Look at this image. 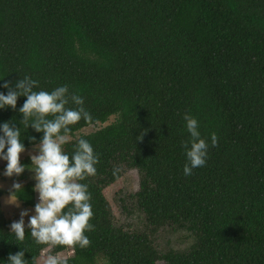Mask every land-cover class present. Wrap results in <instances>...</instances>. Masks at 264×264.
Wrapping results in <instances>:
<instances>
[{"label": "trees", "instance_id": "1", "mask_svg": "<svg viewBox=\"0 0 264 264\" xmlns=\"http://www.w3.org/2000/svg\"><path fill=\"white\" fill-rule=\"evenodd\" d=\"M25 74L33 90L68 84L84 97L92 120L70 125L64 150L83 137L99 153L79 181L95 228L85 248L36 244L27 228L16 241L0 189V264L20 249L41 264L49 246L74 250L68 264H264V0H0V84ZM25 99L0 109V122L20 127L27 149L42 133L20 123ZM185 112L209 144L218 137L190 176ZM131 170L139 186L121 197L119 220L104 190ZM33 184L12 195L34 206ZM178 233L184 249L171 244Z\"/></svg>", "mask_w": 264, "mask_h": 264}, {"label": "clouds", "instance_id": "2", "mask_svg": "<svg viewBox=\"0 0 264 264\" xmlns=\"http://www.w3.org/2000/svg\"><path fill=\"white\" fill-rule=\"evenodd\" d=\"M38 83L25 74L14 86L8 81L0 84V88L7 89V92L0 91V109L6 106L15 109L17 98L24 95L26 99L18 109L23 114L20 123L26 128L31 125L36 132L42 133L39 142L34 145L36 151L30 153V168L35 181L33 190L38 193L37 202L31 210L21 209L19 219L10 223L9 231L14 233L16 241L24 240L27 228L36 244L78 245L85 248L90 244L85 233L95 228L90 223L94 213L88 184L79 181L95 174L99 153L94 152L90 141L83 137L76 141L71 154L64 150L63 145L71 138L70 125L81 119L90 122L92 116L84 106V97L76 91H70L68 84L56 86L51 91L33 90ZM183 120L188 133L187 139L182 141L185 155L183 174L190 176L193 169L206 164L209 146H216L218 137L215 131L211 132L209 144V139L201 134L198 119L190 112L183 114ZM142 135L143 132L139 134V139ZM28 139L36 141L37 137L30 136ZM24 150L20 127L11 121L0 122V160L7 162L3 175L10 177L24 171L25 165L20 162V153ZM116 171L114 166L113 173ZM20 187L19 182L12 184L15 190ZM7 202L14 203L16 200L13 197ZM25 216L28 217L27 224ZM68 252L65 255L64 252L49 253L43 258L42 264H68L67 257L74 250ZM33 260L36 264L35 258ZM4 264H27L25 250L9 252Z\"/></svg>", "mask_w": 264, "mask_h": 264}, {"label": "rangeland", "instance_id": "3", "mask_svg": "<svg viewBox=\"0 0 264 264\" xmlns=\"http://www.w3.org/2000/svg\"><path fill=\"white\" fill-rule=\"evenodd\" d=\"M96 128H97L96 126H89V127L84 128L81 132H84V133L90 132ZM70 137L71 138L69 142L63 145L64 149L70 148L72 146V143L75 138L71 135ZM35 151H36V148L34 146L25 149L23 152L20 153V162L22 163L23 160L30 159V153H33ZM29 162L32 163L31 159ZM6 163H7L6 161L0 160V189L4 191L1 197V206L4 212V215L10 224L13 220L19 219L21 209H29V210L33 209V206H25L22 201H20L18 198L12 195V191L14 190L12 188V184L14 182H19L22 185V184L27 183L29 180H32L34 183L35 181L33 179L34 173L29 167H27V170H25L28 176L27 178H20V174L13 175L10 177L3 175L2 174L3 169ZM138 186H139L138 173L135 170H131L127 174H124L116 182L112 183L110 186L105 188L104 195L107 198V200L111 203L114 214L115 216H117L116 218H118L119 220L126 219L124 214L122 215L121 213V209H122L121 208V197L125 195L126 193L135 191L136 189H138ZM36 194H37V198H36V202H37L38 193L36 192ZM13 197L15 198L16 202L14 203L7 202L8 199H12ZM31 214L32 212L30 211L29 215ZM24 219H25V223L27 224L28 217L25 216ZM186 238L187 236L185 235V233H178L172 237L171 244H173L177 248L179 247L180 249H184L188 244V241H187L188 239ZM50 250H51V246L47 247L43 252H41V255L38 258L41 264H42L43 258L47 254L50 253ZM68 251L69 250L65 251L63 254L64 255L68 254L69 253ZM161 264H163V262Z\"/></svg>", "mask_w": 264, "mask_h": 264}]
</instances>
